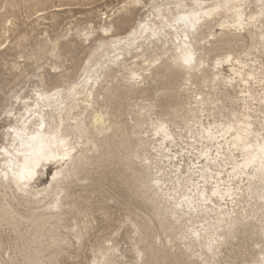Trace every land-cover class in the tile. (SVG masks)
<instances>
[{
    "label": "bare ground",
    "instance_id": "6f19581e",
    "mask_svg": "<svg viewBox=\"0 0 264 264\" xmlns=\"http://www.w3.org/2000/svg\"><path fill=\"white\" fill-rule=\"evenodd\" d=\"M125 3L12 62L0 264H264V0Z\"/></svg>",
    "mask_w": 264,
    "mask_h": 264
},
{
    "label": "rangeland",
    "instance_id": "374dc122",
    "mask_svg": "<svg viewBox=\"0 0 264 264\" xmlns=\"http://www.w3.org/2000/svg\"><path fill=\"white\" fill-rule=\"evenodd\" d=\"M126 1L128 2V0H50L46 2L45 0H0V35H2L4 32L3 27L7 20L14 21L16 26L15 31L10 33V41H6L0 48V112L6 104V96H9L11 94V90H18L21 87V79H19L20 81H15V75L19 74V71L17 70L15 72L13 66L11 65L13 63L20 64L22 67H25L28 69V71H30V75H28V78L32 77L31 62L25 59V57L31 54L34 43L36 44V42H40L39 40H42L44 38V35L54 36L58 33H64L67 30L66 28H69L70 26L73 28L77 26L86 27L90 26L91 24L97 27L96 22H98L100 13L107 12L109 14H112L114 12H117L116 10L118 8L120 9V7H122ZM145 1L149 2V0ZM58 3H65V5L61 7L62 10L58 12L59 14L56 16V18L54 20H51L50 16L55 12L54 10L56 9L52 6V4L55 5ZM44 7H47L46 11H43L47 19L37 20L36 14L25 17L29 12L33 13L36 8L41 9ZM143 11L144 9L138 7L129 16L130 23L132 24L133 22H136ZM118 15L119 13H116L114 16ZM126 29H128V26H122L121 32L125 31ZM21 35L25 38L24 41H19ZM21 55L23 57H21L22 59L19 58V56ZM72 57L76 58L77 54H73ZM5 63H7L8 65H6ZM46 67L48 68V66ZM11 68L13 69V71ZM1 124L3 123L0 120V126ZM2 130L3 127L1 126L0 134ZM52 173L53 171L49 173V179ZM46 176L47 175L42 177L46 179ZM113 216L115 217V220L111 222L110 228L104 231L102 228L100 229L98 227L96 232L94 233V236L91 237L92 241H95V238L99 239L107 235L108 232H110L111 234L113 233L115 227L118 224V219L122 217V214L116 211L114 212ZM97 223L102 226V224L105 222H101L100 218H98ZM119 247L122 249V252H124V255L126 254L125 260H130L132 254L129 252V241L127 239L125 241H122ZM90 259L91 252L87 249L81 251L79 256L73 259L67 257L64 258V260L68 263L76 262L78 264H87Z\"/></svg>",
    "mask_w": 264,
    "mask_h": 264
}]
</instances>
